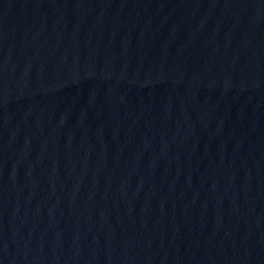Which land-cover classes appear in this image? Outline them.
<instances>
[{"label": "water", "instance_id": "water-1", "mask_svg": "<svg viewBox=\"0 0 264 264\" xmlns=\"http://www.w3.org/2000/svg\"><path fill=\"white\" fill-rule=\"evenodd\" d=\"M0 264H264V0H0Z\"/></svg>", "mask_w": 264, "mask_h": 264}]
</instances>
